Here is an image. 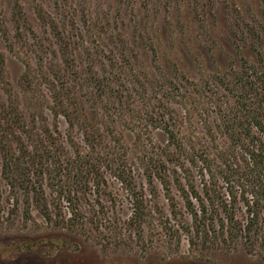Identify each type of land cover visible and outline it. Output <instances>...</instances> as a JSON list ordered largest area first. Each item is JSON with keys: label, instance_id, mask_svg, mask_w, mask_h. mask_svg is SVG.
Here are the masks:
<instances>
[{"label": "rangeland", "instance_id": "1", "mask_svg": "<svg viewBox=\"0 0 264 264\" xmlns=\"http://www.w3.org/2000/svg\"><path fill=\"white\" fill-rule=\"evenodd\" d=\"M81 37L97 53V72L104 62L116 64L113 79L121 94L115 98L104 95L91 104L83 98L75 79L85 74ZM259 53L264 58V0H0V104L17 99L26 124L45 138L48 128L66 157L73 150L87 153L88 144L111 155L116 141L115 153L124 154L137 184L143 182L145 151L163 154L170 168L190 155L189 145H210L211 94H224L218 79L230 80L241 65L260 70ZM59 85L64 108L51 102ZM164 127L174 131L182 154ZM102 166L105 184L96 187L91 173L88 187L77 190L83 227L75 231L61 222L67 202L46 188L50 221L33 200L26 220L22 193L11 215L16 198L7 195L0 264H264V251L199 252L183 236L178 242L164 235L153 212L166 211L158 193L144 200L151 216L138 239L127 225L133 197L107 163Z\"/></svg>", "mask_w": 264, "mask_h": 264}, {"label": "trees", "instance_id": "2", "mask_svg": "<svg viewBox=\"0 0 264 264\" xmlns=\"http://www.w3.org/2000/svg\"><path fill=\"white\" fill-rule=\"evenodd\" d=\"M83 42L85 74L75 76L83 98L88 102L93 98L102 100L104 95L115 98L116 93L121 94L113 79L116 64L105 65L104 62L102 72H97L93 65V56L97 53ZM63 53L67 54L66 49ZM258 55L256 65L260 70L253 65H241L230 80L228 75L218 79L224 94H219L217 89L211 94L216 110L208 128L210 145L204 148L189 145L190 155L179 156L177 164L173 163L170 168L163 154L145 151L141 158L142 184L135 182L131 169L125 165L124 154L115 153L119 149L116 141L112 142L116 148L111 155H102L88 144L87 153L73 150V154L66 157L48 128L45 138L26 124L17 99L0 104V223L5 221L1 217L5 197L16 198L11 204L12 215L18 208L21 193L26 220L33 200L35 207L50 221L46 188L55 199L67 202L68 216L60 215L65 227L69 231H75L78 226L82 228L83 215L76 207L77 190L88 187L91 173L95 175L96 187L105 184L100 168L106 162L114 179L133 197L127 225L138 239L144 238L145 221L151 216L144 200L158 193L166 201V211L153 209V212L158 213L161 228H165L164 235L169 238L179 242L183 236L188 246L199 252H263L264 58ZM72 62L67 61L73 68ZM62 85L51 98L59 108H64L60 97L64 93ZM119 105L118 109L122 110V103ZM103 111L105 119L111 118L106 101ZM61 114L66 117L64 111ZM67 120L71 126L72 121ZM163 129L182 154L183 148L174 131ZM89 140L88 143H94L93 139ZM72 183L75 187L69 185ZM58 201L53 208L58 207ZM95 229L98 230L97 225Z\"/></svg>", "mask_w": 264, "mask_h": 264}]
</instances>
